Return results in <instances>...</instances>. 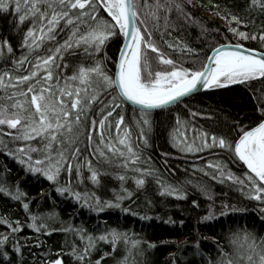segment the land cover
I'll return each mask as SVG.
<instances>
[{"label": "trees", "instance_id": "obj_1", "mask_svg": "<svg viewBox=\"0 0 264 264\" xmlns=\"http://www.w3.org/2000/svg\"><path fill=\"white\" fill-rule=\"evenodd\" d=\"M137 3L140 18L152 33V42L166 58L172 59L178 66L201 69L209 52L223 43H240L264 51V41L242 40L228 31L231 14L239 16L243 21L239 26L240 31L250 35L264 32V9L250 7V0H159V4L164 7L158 11L157 0H147L150 8L144 6L145 0H137ZM175 4H180L183 12L177 10ZM169 5L172 6L171 11H168ZM153 11L157 12L158 21L152 16ZM208 14L212 16L208 17ZM102 15L105 19H110L106 13ZM17 23L18 16L14 10L10 13L0 12V42L7 39L13 47L12 54L5 50L4 56L0 57V72L13 68L12 61L18 60L26 52L21 49L23 34L32 26V22L26 20L19 30L16 28ZM231 27L237 25L233 23ZM141 30L143 31V26ZM67 31L69 30L65 29L58 35L60 42H63ZM122 41V35L112 37L102 51L94 56L85 55L83 48L65 53L63 61H58L61 63V68L57 70L61 77L60 84L64 83L63 77H71L79 66H91L96 60H103L107 74L113 77ZM168 44H172L173 48H169ZM47 47L52 45L48 44ZM187 49L193 52L189 53ZM148 52L153 71L170 70V66L159 63L155 53L150 50ZM40 54L46 53L41 51ZM63 64L68 67L64 68ZM23 68L31 70L28 64H24ZM26 74L27 71L12 73L13 76ZM11 91L0 88V97L10 95ZM112 96L117 97L115 103L121 104V107L109 118L111 129L105 130L104 143H101L98 128L93 132L91 142L87 139L83 125L76 133L79 137L76 146L81 151L78 158L71 163L82 166L81 176L76 175L75 169L71 177L62 171L57 182H52L40 173L26 171L17 159L8 155L9 151L15 152L17 148L25 146V143L12 141L7 133L15 131L0 126V140L3 141L0 144V182L9 187L18 183L20 189L27 194L25 202L30 201V212L26 213L20 202L0 193V216H7L13 222L21 221L23 225V230L14 234L15 239L23 245L20 253L13 250V240L10 239L4 246L8 259L0 256V264H48L49 261L59 258V254H62L64 264H79L71 254L72 248L74 244L77 248H82L86 241H81L74 232L58 230L51 235L37 233L26 226L31 223V215L55 214V219L49 221L52 227L84 229L94 237L110 229L127 233L131 239L140 241L133 250V255L129 257V264H133V258L135 264H209L219 257L217 242L225 246L227 251H231L228 241L234 232L246 229L257 237H264V202L249 199L244 194L247 189L242 191L239 184L213 180L212 176L218 174L208 164L220 162L227 165V169L241 179L248 172L245 166L236 158H230L231 153L219 147L187 152L174 147L170 139V134L177 127L181 131L185 127L189 129L186 133L189 141L193 136L192 128L210 135L223 136L230 141L238 139L239 127H255L264 119L261 111L264 109V78L201 92L169 110L148 113L151 128L146 132L149 139L147 146L140 143L141 126L137 125V121L141 119V112L123 103L114 89L103 92L100 98L107 102ZM100 107L101 105L94 106V112L98 114ZM192 113L196 115L193 116ZM121 115L124 117V124L117 136L115 124ZM177 117L181 120L179 126ZM95 118L98 120L101 117L96 115ZM126 129L130 130L129 141L133 150L139 154V161L121 167L125 157L109 152L105 144L111 143L113 147L123 150L127 156V149L118 144V139L123 137ZM30 143L34 148L44 146L39 139ZM97 148L104 151L105 156H100L95 151ZM42 155L32 153L33 159L42 158ZM87 161H91L93 168L99 173L98 184H93L89 179L91 173ZM131 167L141 172L148 170L152 175L137 176L130 171ZM119 176H125V180L121 181ZM140 178L145 183L138 187L135 180ZM81 179L83 183L80 182ZM69 180L75 191L94 192L101 201L116 203L118 196L125 198L119 201L120 207L105 208L103 212H97L89 207H82L68 193L61 195L57 191V188L64 187ZM158 180L160 183H157ZM161 185L182 188L185 198L162 195L164 189ZM205 186L208 189L207 194L201 190ZM123 189H127L132 195L128 197ZM193 201L199 206H195ZM210 205L216 208L212 210L217 219L207 222L208 220L202 218L209 214L210 210L205 211V207ZM222 205L229 207L225 209ZM232 207L238 210L232 211ZM225 211L227 214L221 215ZM9 234L10 229L0 224V237ZM106 252L112 253V245L97 241L96 249L91 255L93 264ZM126 254L125 245L121 242L117 251L101 261V264H117Z\"/></svg>", "mask_w": 264, "mask_h": 264}, {"label": "snow or ice", "instance_id": "obj_2", "mask_svg": "<svg viewBox=\"0 0 264 264\" xmlns=\"http://www.w3.org/2000/svg\"><path fill=\"white\" fill-rule=\"evenodd\" d=\"M146 8L151 6L145 0ZM164 5L156 3L158 11ZM171 5L168 11H171ZM250 7L264 9V0H250ZM137 0H0V12L10 13L14 10L18 16L17 30L26 20H31L32 26L23 34L21 49L26 50L18 60H13V68L4 69L0 72V88L11 89V94L0 97V126H6L15 132H8L12 141H23L25 146L19 147L15 152H8L23 165L26 171L33 174L40 173L49 181L57 182L62 171L71 177L73 170L77 176H81L82 166L73 164L78 158L80 148L78 143L79 128L83 125L87 132V139L92 140V134L99 129L101 143H104L105 130L111 129L109 118L113 116L121 104L115 103L117 97L112 96L111 100L105 102L100 97L108 89L118 90L119 98L140 106L141 119L137 125L141 126L140 138L147 145L146 132L150 131L151 123L148 119L149 110L165 108L168 105L180 103L183 98L193 94L198 87L204 89H221L230 85L245 84L257 78H264V51L245 49L242 44H221L212 49L213 55L207 57L201 69L194 70L176 65L166 58L160 49L152 42V33L148 30L145 21L140 18ZM175 8L181 12L180 4ZM102 13H106L110 19H105ZM152 16L158 21L159 16L153 11ZM230 15L228 31L242 40L264 41V32L249 34L239 30L243 23L239 16ZM227 19V17H225ZM63 22V24H61ZM235 23L237 27H231ZM143 26V31L141 30ZM68 29L63 42L57 37ZM122 35L125 43L120 49L117 71L115 77L107 74L103 60L94 61L91 66H79L71 77H63L64 83L60 84L61 77L57 70L61 68L65 53L83 48L85 55L94 56L102 51L106 43L114 36ZM51 44L52 47H47ZM173 48L172 44H168ZM186 48V46H185ZM5 50L8 54L13 53V47L7 39L0 42V57H3ZM157 55L161 65L170 66V70L153 71L149 52ZM43 51L46 54L41 55ZM189 53L193 50L187 49ZM31 57V59H29ZM107 59V57H105ZM24 64H28L31 70H25ZM67 68V64H63ZM16 71H27L26 75L13 76ZM110 94V93H109ZM6 101V102H5ZM101 105L99 113L94 112V106ZM264 113V109L261 110ZM96 115L101 118L96 119ZM193 116L196 113H192ZM91 116V119H90ZM124 124V117L121 115L116 120L115 127L117 136L120 135V128ZM177 125L181 120L177 117ZM2 131V128H0ZM184 131L177 127L170 134L174 147L181 151L193 152L202 151L207 148L219 147L231 153L230 158H236L246 165L248 172L244 178L236 177L227 169V165L220 162H209L208 167L215 170L218 175H213V180L220 183L230 181L241 185V190L247 189L249 199L264 202V120L255 127H239L238 139L227 140L223 136L210 135L207 132L192 128L193 136L191 141ZM130 130L126 129L123 137L118 139V144L127 149V156L120 148L113 147L111 143L105 144L109 152L125 157L122 167L129 163L136 164L139 161V154L133 150L129 141ZM40 140L43 148L31 147L32 141ZM199 141V144H197ZM0 144L3 141L0 140ZM6 147V145H5ZM100 156L105 152L99 148L95 149ZM32 153H42V158L33 159ZM87 167L91 173L89 179L93 184H98L99 173L93 168L91 161H87ZM140 175H152V172L139 169ZM207 174V173H206ZM121 181L125 176L118 177ZM83 183V180L80 181ZM138 187L145 183L143 178L136 179ZM157 183H160L158 180ZM162 195H176L177 198H185L182 188L171 185L165 187ZM207 194V187L201 189ZM61 195L68 193L82 207H89L97 212H103L105 208L120 207L119 201L124 196H118L117 202L101 201L94 192L85 190L75 191L71 187V181L66 182L64 187L57 188ZM128 197L132 195L127 189H123ZM0 193L8 196L14 201L21 203L26 213L30 212L29 202H25L27 194L20 189L17 183L9 187L0 182ZM211 199V197L209 196ZM195 206H199L193 201ZM228 209V205H222ZM232 211H237L232 207ZM127 211V209H125ZM222 212L221 215H226ZM31 223L26 226L37 233L51 235L55 231L74 232L79 235L81 241H86L82 248L74 244L72 255L79 264H93L92 252L96 249L97 241L108 242L112 245V253L117 251L119 243L125 245L126 255L117 261V264H129V257L133 255L140 241L131 239L127 233L116 229L106 230L98 237L87 234L84 229H73L70 226L56 229L49 221L55 219V214L46 216L31 215ZM215 216L212 211L203 217V220H212ZM0 224L10 229L9 235L0 237V256L8 259V253L4 246L13 240V250L20 253L21 245L15 239L14 234L23 230L21 221H11L7 216H0ZM130 245V247H129ZM227 251L225 246L217 242L219 257L209 264H264V237H257L255 233L246 229L231 234ZM154 247V245H149ZM112 253H104L94 264H101L106 257ZM61 258L49 261L48 264H63ZM10 264V262H9ZM133 264H135L133 258Z\"/></svg>", "mask_w": 264, "mask_h": 264}, {"label": "water", "instance_id": "obj_3", "mask_svg": "<svg viewBox=\"0 0 264 264\" xmlns=\"http://www.w3.org/2000/svg\"><path fill=\"white\" fill-rule=\"evenodd\" d=\"M125 43V38L123 37V41H122V44H121V47L123 46V44ZM223 44H237V43H223ZM221 45V44H220ZM243 45V47L245 48V49H251V50H254V51H260V50H258V49H256V48H253V47H249V46H246V45H244V44H242ZM219 46V45H218ZM218 46H216V47H218ZM121 47H120V49H121ZM215 47V48H216ZM214 49V48H213ZM119 53H120V50H119V52H118V56H117V60H116V62L118 61V57H119ZM210 55H213V52H212V50L209 52V54H208V56H210ZM207 56V57H208ZM205 63H208V60L206 59V62ZM116 71H117V68H116V66H115V70H114V75H113V78L115 77V73H116ZM208 90H210V89H204L203 87H198L197 88V90L193 93V94H191V95H189V96H187V97H185V98H183V100L181 101V102H183V101H185L186 99H188V98H190V97H193V96H195V95H198V94H200L201 92H205V91H208ZM116 92H117V94H118V90H116ZM119 96V95H118ZM126 105H128L129 107H132V108H134V109H137V110H140V106L139 105H135V104H133V103H131V102H128V101H123ZM180 102V103H181ZM177 104H179V103H176V104H171V105H168V106H166L165 108H158V109H153V110H149V112H160V111H164V110H169L170 108H173L174 106H176ZM264 120V119H263ZM242 164H243V162H241ZM244 165V164H243ZM245 167H246V165H244ZM247 168V167H246ZM249 171V170H248ZM59 258H61V257H59ZM57 259V258H56ZM55 260V259H54ZM63 260V259H62ZM53 261V260H52ZM63 264H64V261H63Z\"/></svg>", "mask_w": 264, "mask_h": 264}, {"label": "bare ground", "instance_id": "obj_4", "mask_svg": "<svg viewBox=\"0 0 264 264\" xmlns=\"http://www.w3.org/2000/svg\"><path fill=\"white\" fill-rule=\"evenodd\" d=\"M171 109V108H170ZM149 113H155V112H149ZM147 141H148V143H147V145L149 144V139H147ZM140 143H143L144 144V142H143V139H141L140 140ZM147 145H145L144 144V146H147ZM177 151L179 152L180 151V149H177ZM123 165V164H122ZM122 165H121V167H122ZM246 168V167H245ZM135 167H131V172H135L136 174H137V176H139V174H140V172H137V171H135ZM247 169V168H246ZM248 170V169H247ZM247 192H245L244 194L245 195H247L246 194ZM212 209H216V208H214L212 205H210V206H208V207H205V211H212L213 212V214H214V216H215V218L214 219H217V215L214 213V210H212ZM213 220V219H212ZM212 220H208L207 222H209V221H212ZM259 220V219H258ZM257 225V224H256Z\"/></svg>", "mask_w": 264, "mask_h": 264}, {"label": "rangeland", "instance_id": "obj_5", "mask_svg": "<svg viewBox=\"0 0 264 264\" xmlns=\"http://www.w3.org/2000/svg\"><path fill=\"white\" fill-rule=\"evenodd\" d=\"M212 15L211 14H208V17H211ZM118 95V94H117ZM119 97V96H118ZM121 100V99H120ZM122 101V100H121ZM123 102V101H122ZM124 103V102H123ZM128 106V105H127ZM6 127V126H5ZM6 129H8L7 127H6ZM8 130H11V129H8ZM12 131H15V130H12ZM16 142V141H15Z\"/></svg>", "mask_w": 264, "mask_h": 264}]
</instances>
